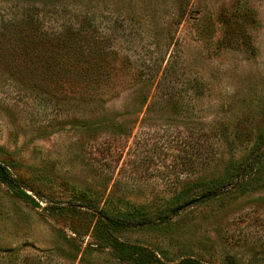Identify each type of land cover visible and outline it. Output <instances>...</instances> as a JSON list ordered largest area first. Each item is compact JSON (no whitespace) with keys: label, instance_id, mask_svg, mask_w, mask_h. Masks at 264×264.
I'll return each instance as SVG.
<instances>
[{"label":"rangeland","instance_id":"374dc122","mask_svg":"<svg viewBox=\"0 0 264 264\" xmlns=\"http://www.w3.org/2000/svg\"><path fill=\"white\" fill-rule=\"evenodd\" d=\"M32 2L0 0V26ZM85 2L132 20L141 53L169 42L160 79L142 106L132 85L82 102L21 83L0 61V163L29 194L0 182V264H142L122 261L112 235L170 263L264 264V165L241 171L264 136V0ZM232 12L250 37L228 47L216 19ZM209 18L203 40L193 21ZM206 190L216 195L194 200ZM95 205L167 219L112 227Z\"/></svg>","mask_w":264,"mask_h":264},{"label":"trees","instance_id":"16d2710c","mask_svg":"<svg viewBox=\"0 0 264 264\" xmlns=\"http://www.w3.org/2000/svg\"><path fill=\"white\" fill-rule=\"evenodd\" d=\"M22 19L6 20L0 26V61L21 83L44 91L54 98L77 99L82 102H103L120 89L131 86L133 102L142 106L154 82H158L160 68L165 61V50L138 51V28L124 16H109L105 5L98 8L85 0H30ZM224 26L223 46L232 47L250 37L244 24L243 12L220 15L216 21ZM201 39L213 36L214 27L209 18L193 21ZM160 79V78H159ZM105 115V114H104ZM107 119L103 116L99 121ZM192 143L191 153H198ZM241 171L251 174L264 165V136L257 135ZM245 178V177H242ZM237 179H240L239 177ZM0 182L16 189L20 196L26 193L24 182L0 163ZM215 190H206L195 199H210ZM191 201V200H190ZM189 201V202H190ZM86 207L90 202L81 204ZM98 212L112 227L132 228L165 221L159 214H142L137 218L130 212L111 213L104 208ZM183 205L170 209L177 213ZM131 217V218H130ZM156 218L158 220H156ZM111 247L122 261L142 264H205L183 257L170 263L147 246L130 243L111 236Z\"/></svg>","mask_w":264,"mask_h":264}]
</instances>
